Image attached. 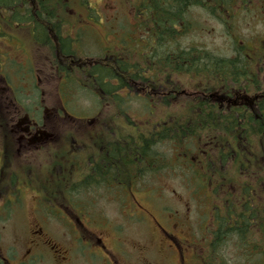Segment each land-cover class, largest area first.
Masks as SVG:
<instances>
[{"label": "flooded vegetation", "instance_id": "1", "mask_svg": "<svg viewBox=\"0 0 264 264\" xmlns=\"http://www.w3.org/2000/svg\"><path fill=\"white\" fill-rule=\"evenodd\" d=\"M8 8L1 0L0 264H264V158L257 156V167L251 168L253 182L238 177L228 182L238 169L228 167L226 159L213 161L219 154L213 142L218 135L212 140L209 129L216 122L225 127L232 109L256 108L255 120L264 123V58L253 60L258 45L239 40L244 45L239 51L250 54L240 60L235 54L227 57L247 70L211 73L205 77L208 93L197 85L180 92L177 81L175 125L180 109L186 108L181 95L188 107L197 108L190 113L193 129L182 137L193 147L187 155L178 143H165L161 135L152 134L160 128L142 127V121L164 123L153 118L164 109L162 83L153 89L147 77L153 73L142 66L139 80H134L131 60L116 54L129 51L121 44L133 41L120 38L123 24L112 30L116 38L101 42L108 54L92 62L96 79L102 74L112 95L88 80L86 88L99 101L78 105L86 112L94 108L93 117L81 121L72 117L80 114L72 109L83 101L77 97L79 84L71 79L88 63L74 54L52 56L45 45L34 50L35 58L25 53L20 25L6 13ZM46 27L51 35V24ZM77 41L71 39L70 45ZM26 42L38 44L32 37ZM51 79L54 104L48 102ZM116 89L122 101H115ZM132 95L150 100L143 106L151 107V118L128 121ZM211 107L221 119L205 115ZM123 126L126 133L117 134L120 130L114 128ZM164 176L182 180L193 203L191 218H166L167 226L158 220L163 204L156 184ZM115 212L124 222L107 219ZM130 225L134 228L128 229Z\"/></svg>", "mask_w": 264, "mask_h": 264}, {"label": "trees", "instance_id": "2", "mask_svg": "<svg viewBox=\"0 0 264 264\" xmlns=\"http://www.w3.org/2000/svg\"><path fill=\"white\" fill-rule=\"evenodd\" d=\"M3 5L9 7L6 13L9 17L11 15L16 17L20 25H34L32 27L34 33L32 39L38 41L37 45H45L52 56L61 53L66 57H71L70 55L74 54L70 50V38L67 34L74 31L73 26L75 24L83 23V20H79L80 11L78 12V10L84 9L89 13L94 12L93 9L88 8L87 0H2ZM255 6L260 11L264 10V0H136V2H132L133 12L131 18L133 24L136 25L133 27L135 34L139 35V44L134 46L132 41L129 47V44L122 43L123 49H130L129 51L122 50L121 53L117 54L126 56L131 60L134 80H139V73L145 69L147 72L153 73L147 75L153 89L159 88L160 81L162 83L163 95L161 99L164 109L158 111L153 118H162L164 123L147 125L148 129L160 128L158 132L152 133L153 135H161L165 143H178L188 155L189 152H192L188 151V148L193 150V147L190 146L189 138L187 140L182 137L189 135L190 130L193 129L195 121L191 119L190 113L197 108L193 107L194 104L188 107L186 104L187 99H182L186 96L181 95V100L185 103L186 108L180 109L178 126L175 125L174 122L177 116L172 108V103L173 90L177 81L180 92H188L193 85H197L201 92L208 93L210 88L205 77H212L211 73L218 76L223 71L235 74L247 70L244 69L243 65L231 62L230 58L214 54L197 44L190 43L186 48L180 47L178 45L179 41L186 33L190 32V24L186 22L187 15H190L192 11L202 9L221 22L225 30L231 35L232 31H236L234 29L236 26L231 25H236L238 21L237 14L246 9L255 8ZM12 7H16L13 12ZM244 8L245 10H243ZM9 9H11L10 12ZM48 24H51V35L46 34V25ZM236 38L238 37L234 36L233 38V51L237 57L239 56L237 60H240L243 56L245 59V54L249 55L250 52L240 50L241 53L239 49L244 48V45L240 44ZM79 56L88 64L82 67L80 75L77 77L72 76L71 82L73 85L79 84L80 89L88 90L86 85L92 84L94 88L97 86L106 94L112 95V92L108 91L109 84L107 82L103 83L102 74H100L98 80L94 75V68L90 61L96 57L90 59V54L84 52H80ZM260 57H262L261 51L254 56L253 60H259ZM121 61L124 63L123 60ZM212 64H215L216 68L210 70ZM253 70L256 71V68L254 67ZM156 71L159 74H156ZM88 80L91 82L89 85ZM94 97L95 101L98 102V98L95 95ZM115 98V101H122L118 89L115 90ZM135 109L143 113L141 117L151 118L149 115L152 111L151 107L139 106ZM133 111L131 110V114ZM115 113L118 115V107ZM205 115L218 120L222 118L218 112L214 114L213 107L209 108ZM256 115V108L252 110L247 108L232 109L226 117L228 121L225 127L221 126L220 122L211 124L209 129L212 132V140L213 135H218L216 136L218 141L213 140L214 143H217L219 151L218 158H213L214 162L223 159H226L227 163L230 161V166L237 167L239 175L242 171L245 172L251 167L257 166L256 158L259 156L262 159L261 153L264 152V123L259 124L255 120ZM127 119L130 123L137 120L134 116ZM114 129L120 130V132H117L119 135L126 133L125 126ZM127 131L130 133L129 129ZM175 132L180 138L179 136L175 137ZM132 134L139 136L136 132ZM148 142L145 141V144L149 146ZM165 151L171 154V150L167 146H165Z\"/></svg>", "mask_w": 264, "mask_h": 264}, {"label": "rangeland", "instance_id": "3", "mask_svg": "<svg viewBox=\"0 0 264 264\" xmlns=\"http://www.w3.org/2000/svg\"><path fill=\"white\" fill-rule=\"evenodd\" d=\"M135 0H117V5L115 0H88V8L93 9L94 12L87 14L83 9H80V14L84 23L88 24L89 28L93 29L94 35L101 36L104 39V27L108 35L106 36V41L116 38L113 34V28L118 25L117 19L118 16L121 17L119 22L123 23V28H121V35H126V29L130 28L133 30V22L129 24V17L126 16L129 11L128 6L131 2ZM79 12V10H78ZM118 13V15H117ZM79 14V15H80ZM117 17L115 18V16ZM98 18V19H97ZM115 18V19H113ZM113 19V20H112ZM186 22L192 23L190 33L182 37L178 45L180 47L186 48L188 44L193 43L197 44L200 47H203L206 50L211 51L214 54L221 56H228L231 54V36L227 34L228 31L224 29V26H221L218 21L210 17L204 10H196L192 14L187 15ZM240 24V35L243 34L245 37H258L260 39L253 40V44L258 45L264 41V16H260L258 11L250 13L248 16L243 15L239 21ZM134 26V25H133ZM99 28V29H97ZM90 37L92 38V33L90 32ZM26 37L28 33L19 29V38L20 40L26 42ZM91 40V39H90ZM30 42L25 44V48L29 46L32 49V44ZM36 52L33 50L30 51V55L34 58L36 57ZM205 56V55H204ZM207 57V56H205ZM218 58V57H216ZM216 68L215 64L210 66V70ZM264 71V67H263ZM262 81L264 82V73H262ZM51 91L48 96V102L54 104L56 102V94L53 85V79L50 81ZM84 102L78 103L75 108H78V105H84ZM89 112V111H88ZM73 118L81 119L84 121L83 115L78 114L77 117L72 116ZM142 121V120H141ZM142 127H147V122L142 121ZM247 171L243 172L246 173ZM248 174L246 173L243 176V179L247 178ZM182 180L173 179L169 176H164L162 181L157 182L158 188L161 190L158 197V201L163 204V215L168 214L166 218H183L185 221L186 218H191L192 214L189 211L190 203L193 205L190 192L187 190L188 187L180 184ZM122 215H119L115 212L114 218H107L111 222H124L121 221ZM163 226H167L166 221L158 219ZM149 224V223H148ZM151 225V224H150ZM133 226H128V229H133ZM8 231L12 232L13 228L8 226ZM134 231V230H132Z\"/></svg>", "mask_w": 264, "mask_h": 264}]
</instances>
